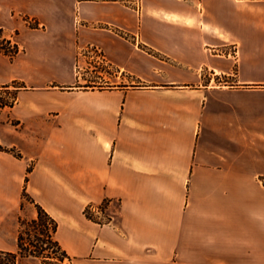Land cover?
Wrapping results in <instances>:
<instances>
[{
	"label": "crops",
	"instance_id": "crops-1",
	"mask_svg": "<svg viewBox=\"0 0 264 264\" xmlns=\"http://www.w3.org/2000/svg\"><path fill=\"white\" fill-rule=\"evenodd\" d=\"M0 29V250L26 188L70 264H264V0H0Z\"/></svg>",
	"mask_w": 264,
	"mask_h": 264
},
{
	"label": "trees",
	"instance_id": "trees-1",
	"mask_svg": "<svg viewBox=\"0 0 264 264\" xmlns=\"http://www.w3.org/2000/svg\"><path fill=\"white\" fill-rule=\"evenodd\" d=\"M16 101L17 89L12 100L1 102L0 107L6 105L12 106ZM0 150L9 151L16 155L15 149H6L1 144ZM22 197L29 198L34 203L37 209V216L34 218L19 217V223L22 228L20 227L18 232V249L16 251L0 250V264H18L21 258L28 256L43 259L45 262L55 259L59 264H64L65 259H69L71 262L72 256L62 247L56 238L58 221L28 193L26 188L22 192ZM107 202L104 201L106 204ZM88 216L97 220L95 217Z\"/></svg>",
	"mask_w": 264,
	"mask_h": 264
},
{
	"label": "rangeland",
	"instance_id": "rangeland-1",
	"mask_svg": "<svg viewBox=\"0 0 264 264\" xmlns=\"http://www.w3.org/2000/svg\"><path fill=\"white\" fill-rule=\"evenodd\" d=\"M2 30L3 29H0V52L1 51L6 52L8 55L13 57L15 54V50L17 49V46L14 45L13 43H11L10 39H7L6 37L3 36ZM86 77H87L88 81L82 82V83H77L74 86H77L78 89L82 88L79 86H89L88 88H90V87L92 88L93 86H99L97 83L90 82V80L96 79V75L93 71L91 73H89ZM19 85H22V83H20V82L12 83V85H10V87H8V88L1 86L0 87V103L11 101L14 94H15L16 86H19ZM12 142H14V140ZM0 144L2 145V147L6 148V149H11V148L15 149L16 155L22 156L21 148L19 146L9 145L5 142H3V143L0 142ZM29 168H31V167H29ZM22 199H23V206L22 207L24 209L21 211V216L25 217V218H29L28 214H30V209L35 208L36 206L34 205L33 202L30 201L29 198H23L22 197ZM18 227H19V229H20V227L22 228L20 223H19ZM47 261L48 262H45L43 259L28 256V257L21 258L18 264H59L58 261L55 259H50ZM64 264H70L69 259H65Z\"/></svg>",
	"mask_w": 264,
	"mask_h": 264
},
{
	"label": "built area",
	"instance_id": "built-area-1",
	"mask_svg": "<svg viewBox=\"0 0 264 264\" xmlns=\"http://www.w3.org/2000/svg\"><path fill=\"white\" fill-rule=\"evenodd\" d=\"M231 51L228 53L233 56H236L238 54V48L235 45H232ZM93 51L96 52L97 55L102 57V53L98 47H94ZM87 215H90L92 217H95L97 221L106 223L110 221V216L107 213V204L102 202L99 204H90L86 208Z\"/></svg>",
	"mask_w": 264,
	"mask_h": 264
}]
</instances>
